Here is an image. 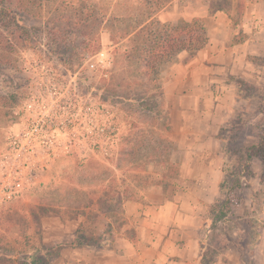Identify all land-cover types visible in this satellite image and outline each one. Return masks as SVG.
<instances>
[{
	"label": "rangeland",
	"instance_id": "374dc122",
	"mask_svg": "<svg viewBox=\"0 0 264 264\" xmlns=\"http://www.w3.org/2000/svg\"><path fill=\"white\" fill-rule=\"evenodd\" d=\"M169 1H42L40 18L64 17L78 33L60 47L45 33L38 34L17 45L12 70L0 71V91L16 96L14 107L4 108L10 114L0 121V264H27L36 248L53 245L52 236L74 235L80 226L100 234L111 212L117 217L115 233L121 232L127 200L172 201L195 212L201 221L198 234L206 236L204 264L227 247L224 236L238 242V236L252 240L257 232L264 234L262 212L256 211L261 203L264 209V200L256 197L264 178V2L258 3L256 23L249 24L255 55L229 79L244 82L234 109L238 118L244 115L243 121L223 153L220 128L215 136L219 174L225 166L241 185L227 221L210 229L208 211L212 197H218L211 191L214 177H198L209 167V146L201 156L193 155L198 150L191 145V124L182 126L164 97L152 111L145 109L144 101L153 93L132 83L134 64L123 56L132 35L119 38L135 22H143L144 15L155 14L157 4ZM248 1L218 4L235 14V25ZM242 40L239 34L234 42ZM100 51L107 53L110 64L91 69ZM165 76L161 74V87ZM248 154L250 175L241 169ZM197 181L205 191L192 189ZM90 200V208L76 209Z\"/></svg>",
	"mask_w": 264,
	"mask_h": 264
},
{
	"label": "crops",
	"instance_id": "0c3cea01",
	"mask_svg": "<svg viewBox=\"0 0 264 264\" xmlns=\"http://www.w3.org/2000/svg\"><path fill=\"white\" fill-rule=\"evenodd\" d=\"M262 2L250 0L244 4L238 15L240 22L235 25L232 22L235 14L210 12L207 0H172L159 5L160 10L152 17L163 23L198 18L206 27L207 45L191 56L181 53L161 74L166 75L162 94L170 101L175 119L184 127L191 124V145L198 150L192 152L193 155L201 156L209 146L212 155L207 162L209 167L202 168L198 177L213 175L211 191L214 195H218L221 179L215 136L233 114L237 102L235 85L229 79L242 66L249 65L248 56L255 55L249 24L254 25L261 15L258 3ZM239 34L243 40L234 42ZM206 188L198 181L192 185L197 192ZM212 198L213 202L216 197ZM186 209L183 204L166 200L155 204L127 200L122 205L125 223L120 227H123L121 232L115 233L113 228L110 246L76 247L75 234L52 236V244H66L52 264H204L202 252L206 236L198 234L201 226L198 215ZM261 216L264 220V209ZM104 221L105 226L110 221L114 223L112 218ZM238 237L235 242L224 236L227 247L213 264H246L245 257L251 264H264V234L250 249L249 256L242 244L244 239Z\"/></svg>",
	"mask_w": 264,
	"mask_h": 264
},
{
	"label": "trees",
	"instance_id": "16d2710c",
	"mask_svg": "<svg viewBox=\"0 0 264 264\" xmlns=\"http://www.w3.org/2000/svg\"><path fill=\"white\" fill-rule=\"evenodd\" d=\"M43 0H0V71L3 68L12 70V55L14 54L17 45L26 44L36 38V35L45 33L50 43H54L57 47L64 45L65 42L77 34L78 30L75 25L64 17H57L55 20H43L41 15V4ZM146 1V4H150ZM220 0H214L210 3V12L225 11L222 5H219ZM218 4V5H217ZM160 10L157 4L156 12ZM154 15V14H153ZM153 15H144V21L141 23L135 22L134 27L130 32H124L120 35L123 40L132 35L131 40L124 50L123 56L127 61L134 64L133 82L141 84L144 87V92L152 91L149 98L145 99L146 110L152 111V107L163 102V94L161 83V73L165 67L170 65L178 55L186 53L194 55L196 52L202 50L208 43V35L206 27L201 19L193 18L190 21L178 20L174 23H163ZM40 18V19H39ZM16 43V44H15ZM14 67V66H13ZM235 84L237 96H242L243 90L240 88L243 85L242 80H233ZM155 91V93L153 92ZM138 100H142L141 96H136ZM16 96L14 92L3 93L0 91V121L1 118L10 114L4 111V108L14 107ZM242 114L234 112L228 121L222 125L217 134L220 141V150L223 153L225 143L230 139L241 125ZM247 160L243 165L242 173L250 175L249 162L252 155L246 156ZM229 171V173H228ZM241 183L234 179V173L228 170L227 167H222V177L218 186V197L211 203L208 211L209 228L213 229L219 222L227 221L230 208L236 204L235 191L239 189ZM262 191L256 194L260 197V201L264 200V178L261 183ZM103 201L104 207H107L109 200ZM92 201L85 204H79L78 210L81 208H90ZM103 207V206H102ZM47 210H43L46 213ZM52 212L53 210H48ZM258 213L263 211L262 203L257 206ZM90 212V211H89ZM92 213V212H90ZM36 214H34L35 216ZM45 216V215H43ZM36 217V216H35ZM40 218V216H38ZM37 217V219H38ZM95 218V216H94ZM117 217L111 212L110 217L105 219L110 221ZM12 219H7L11 221ZM125 222H122V225ZM120 227V226H118ZM113 222L106 224L102 234L96 235L92 230L80 226L75 231L74 246L76 247H107L112 243ZM261 234L257 232L253 239L250 240L248 236H242L244 239V248L247 249L249 256L250 249L255 245ZM1 241V239H0ZM243 243V242H242ZM66 244H53L45 248H36V252L30 255L27 264H52L53 260L58 257L60 250ZM216 256V255H215ZM205 259V258H204ZM26 260V261H27ZM214 261L207 260L205 264H213ZM246 264H251L250 260Z\"/></svg>",
	"mask_w": 264,
	"mask_h": 264
},
{
	"label": "built area",
	"instance_id": "2783aa9c",
	"mask_svg": "<svg viewBox=\"0 0 264 264\" xmlns=\"http://www.w3.org/2000/svg\"><path fill=\"white\" fill-rule=\"evenodd\" d=\"M94 58H95V63H91L90 64V68L91 69H93L94 67H95V64H99V63H101V64H110V61H109V58H108V56H107V53L106 52H104V51H100V52H98L95 56H94Z\"/></svg>",
	"mask_w": 264,
	"mask_h": 264
}]
</instances>
